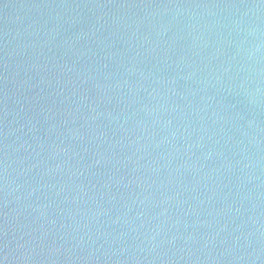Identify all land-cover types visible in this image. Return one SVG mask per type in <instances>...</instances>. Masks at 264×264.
Listing matches in <instances>:
<instances>
[{"label": "water", "instance_id": "water-1", "mask_svg": "<svg viewBox=\"0 0 264 264\" xmlns=\"http://www.w3.org/2000/svg\"><path fill=\"white\" fill-rule=\"evenodd\" d=\"M0 264H264V0H0Z\"/></svg>", "mask_w": 264, "mask_h": 264}]
</instances>
